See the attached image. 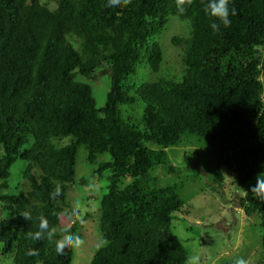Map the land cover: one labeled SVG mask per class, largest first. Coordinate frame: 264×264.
<instances>
[{
  "label": "trees",
  "instance_id": "trees-1",
  "mask_svg": "<svg viewBox=\"0 0 264 264\" xmlns=\"http://www.w3.org/2000/svg\"><path fill=\"white\" fill-rule=\"evenodd\" d=\"M206 2L193 0L180 15L175 0H132L127 7L58 0L56 8L0 0V259L72 264L75 249L58 255L54 242L65 230L80 234L68 194L107 173L101 244L90 264H184L189 253L172 221L185 203L175 186L150 183V171L167 164L165 150L184 135L205 140L244 191L255 184L264 171V0H229L236 15L218 33ZM171 17L189 26L187 35L171 38L182 77L129 85L142 63L160 70L164 53L155 39ZM101 67L110 77L104 106L87 82ZM81 149L90 174L76 181ZM224 179L219 172L214 182ZM54 182L61 185L55 199ZM241 205L259 217L264 248V201L248 192ZM41 216L57 229L53 241L26 236Z\"/></svg>",
  "mask_w": 264,
  "mask_h": 264
},
{
  "label": "rangeland",
  "instance_id": "rangeland-1",
  "mask_svg": "<svg viewBox=\"0 0 264 264\" xmlns=\"http://www.w3.org/2000/svg\"><path fill=\"white\" fill-rule=\"evenodd\" d=\"M43 1L50 8L58 5V0ZM188 32L189 26L185 21L171 17L166 28L155 39L164 53L160 70L152 72L146 63H142L128 84L138 86L161 77L180 79L183 73L180 49L172 45L171 38L174 35H187ZM96 75L95 80L87 82L92 87L97 104L104 106L110 90V77L105 67L98 69ZM165 151L168 162L150 171V183L161 187L175 186L182 197L185 204L181 211L174 214L172 231L189 255L199 254L201 264H233L240 257L248 260L249 264H264L263 228L259 217L245 214L241 205L244 189L233 174L217 163L205 140L184 135L178 145ZM85 158V151L81 149L77 158L76 181L90 174V166ZM171 166L176 170L170 172L168 168ZM219 172L225 176L222 185L214 182ZM106 175L91 177L86 185H75L68 194L82 225L78 236L84 241L81 247L75 249L72 264H90L93 252L101 244L99 206L107 190L104 187ZM90 184L95 187L89 188ZM62 221L68 224L70 217L65 215ZM11 262L10 257L0 259V264Z\"/></svg>",
  "mask_w": 264,
  "mask_h": 264
},
{
  "label": "clouds",
  "instance_id": "clouds-1",
  "mask_svg": "<svg viewBox=\"0 0 264 264\" xmlns=\"http://www.w3.org/2000/svg\"><path fill=\"white\" fill-rule=\"evenodd\" d=\"M131 2L132 0H108V6L127 7ZM175 3L177 14L183 15L187 12L188 7L193 4V0H175ZM203 7L205 13L214 18L210 26L213 31L217 33L221 30V26L224 28L229 27L231 24L230 16L236 15V9L229 7V0H207ZM255 180V184L251 186L250 190H245L244 194L247 195L248 192H251L256 199L264 201V171L258 173ZM54 183H56V187L54 192L51 193L53 199L61 193L60 183ZM94 187V184L89 185V188ZM21 215L27 220L31 219V215L27 211L23 212ZM56 234L57 229L55 227L50 228L48 219L41 216L38 230L35 232L28 231L26 236L33 240H43L47 238L49 241H53ZM54 242L55 251L58 255H63L66 249H76L84 244V241L78 235L67 230H65V234L60 239H57ZM26 254L34 256L38 255V251L35 249H29ZM184 264H201V257L199 254L188 255ZM233 264H249V261L240 257L237 258Z\"/></svg>",
  "mask_w": 264,
  "mask_h": 264
}]
</instances>
